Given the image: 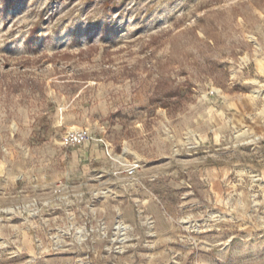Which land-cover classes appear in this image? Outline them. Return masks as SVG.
I'll list each match as a JSON object with an SVG mask.
<instances>
[{
	"label": "rangeland",
	"instance_id": "374dc122",
	"mask_svg": "<svg viewBox=\"0 0 264 264\" xmlns=\"http://www.w3.org/2000/svg\"><path fill=\"white\" fill-rule=\"evenodd\" d=\"M0 264H264V0H0Z\"/></svg>",
	"mask_w": 264,
	"mask_h": 264
},
{
	"label": "built area",
	"instance_id": "2783aa9c",
	"mask_svg": "<svg viewBox=\"0 0 264 264\" xmlns=\"http://www.w3.org/2000/svg\"><path fill=\"white\" fill-rule=\"evenodd\" d=\"M94 140L92 132L87 128H71L66 133L64 138V145L67 147L83 145L87 142ZM105 145V151L107 156L113 163L114 174L126 175L133 177L141 167V163L138 160L129 161L119 154L114 153L111 144H108L103 139H99Z\"/></svg>",
	"mask_w": 264,
	"mask_h": 264
},
{
	"label": "trees",
	"instance_id": "16d2710c",
	"mask_svg": "<svg viewBox=\"0 0 264 264\" xmlns=\"http://www.w3.org/2000/svg\"><path fill=\"white\" fill-rule=\"evenodd\" d=\"M173 96V94H168V97H172Z\"/></svg>",
	"mask_w": 264,
	"mask_h": 264
},
{
	"label": "bare ground",
	"instance_id": "6f19581e",
	"mask_svg": "<svg viewBox=\"0 0 264 264\" xmlns=\"http://www.w3.org/2000/svg\"><path fill=\"white\" fill-rule=\"evenodd\" d=\"M75 156V155H74ZM74 158V157H73ZM119 225H117V228H118ZM120 227V226H119Z\"/></svg>",
	"mask_w": 264,
	"mask_h": 264
}]
</instances>
